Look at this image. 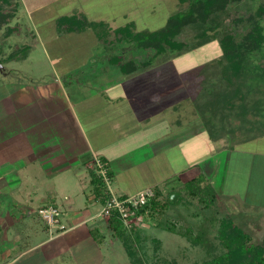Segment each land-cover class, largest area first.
<instances>
[{"label": "rangeland", "instance_id": "rangeland-1", "mask_svg": "<svg viewBox=\"0 0 264 264\" xmlns=\"http://www.w3.org/2000/svg\"><path fill=\"white\" fill-rule=\"evenodd\" d=\"M261 1L264 0H237L230 3L208 25L191 24L177 37L187 42L186 46H198L183 52L167 48L156 55L153 49H142L125 41H116L113 35L101 41L91 30L85 33H59L66 27L58 31L56 21L61 15L78 12L85 14L89 20L106 21L113 29L134 21L139 30H157L164 27L168 18L181 9L178 0H11L9 3L0 0V58L4 55L9 58L16 52L13 60L6 63L0 60V92L10 90L3 85L4 75L9 70L11 73H28L24 77V87L30 89L26 92L28 99L21 103H17V100L14 103L15 96L12 94L8 96V101L0 100V109L4 108L2 115L5 112L7 123V102L14 107L16 104L23 108L21 114L28 115L29 105L36 98V95L32 97L31 89L36 90L33 86L46 85L45 81H49L48 84L56 80L64 83L70 78L66 76L68 71L79 70L85 65L83 62L93 55L98 56L100 69L107 66L113 68L110 69L111 72L115 71L117 63L121 67L122 63L132 59L138 66L136 69L142 70L143 74L131 79V88L134 86L135 89L145 91L146 95L151 92L150 89H155L162 100L172 96L170 101L174 102L173 105H179L178 113L184 119L190 118L192 114L189 112H195L192 118L195 117L197 125L187 127L194 128L193 132L198 127L197 137L194 135L181 140L182 144L175 147V150L172 149L168 157L164 153H157L155 158L135 166L129 173L135 174L132 181L145 182L157 178L156 185L163 190L164 198L170 200L168 210L150 218L148 223L135 218L133 221L139 236L132 237L128 244L117 238L107 224L108 221L100 216L101 222L107 221L100 230L104 235L92 232L94 239L88 238L81 243L80 251H73L63 259L67 264H198L203 259L206 248L215 253L223 251L219 229L224 224L231 225L232 229L234 225H239L251 233L255 242H262L264 226L259 222L261 220H240L237 213L241 211L242 204H247V198L254 197L258 204L263 205L258 213L264 215V81H257L255 91L248 95L244 103L249 110L241 115L238 107L231 110L225 104L222 81L224 76H230V68L234 69L238 65L230 67L219 59L223 52L219 38L228 31L236 35L244 34L248 29V16L255 12ZM211 25L213 29L210 28ZM24 52L30 53L27 59H17ZM113 56H116V62L111 60ZM109 59L111 61L107 63ZM29 82L32 83L31 86ZM101 83L104 85L103 82L99 84ZM80 85L86 84L81 80ZM88 114L93 116V124L86 125L88 128L92 126L88 133L93 145L102 144L101 141L104 142L106 138L110 140L116 134L113 129L110 133L109 129L104 130L103 126L108 125L101 112ZM155 121L157 116L150 123ZM150 123L136 122L134 127L138 131L145 125L151 126ZM207 125L210 129L213 125V128L210 131L206 128L199 129ZM188 128L182 130L186 131ZM154 134H157V130ZM149 140L148 144H144L148 145L149 150L160 148L162 139L153 136ZM172 141L173 138L166 140L168 143ZM232 146L239 151L231 152L228 161V154L222 156L223 161L228 162L225 188L230 187L232 199L214 196L213 200L210 199L211 205L205 206L204 201L190 195L189 188H184L186 182L182 180V173L189 178L191 169H201L200 160L208 154L215 152L218 147L231 150ZM173 157L177 158L170 160ZM177 171L182 172L178 174ZM116 181L120 184L121 181L128 182L127 176H118ZM116 181H113L111 187L119 193ZM209 183L206 181L204 184ZM248 186L253 189L251 195L247 193L246 196L244 191ZM101 207L102 204L99 203L95 211ZM189 233H203L209 240L208 247L191 243L187 238ZM136 235L137 233L134 234ZM58 261L55 260L52 264H60Z\"/></svg>", "mask_w": 264, "mask_h": 264}, {"label": "crops", "instance_id": "crops-1", "mask_svg": "<svg viewBox=\"0 0 264 264\" xmlns=\"http://www.w3.org/2000/svg\"><path fill=\"white\" fill-rule=\"evenodd\" d=\"M89 30L96 37L92 28L61 32L85 33ZM28 52L22 53L24 57L17 59H27L30 54ZM13 54L14 52L11 55ZM13 59H9L7 55L0 58L3 63ZM111 60L116 62V56ZM98 61V56L93 55L83 62L85 65L79 70L68 71L66 76L70 78L64 83L56 80L48 84L49 81H45L46 85L33 86L36 90L31 89L32 97L36 95V98L29 105L28 115L21 114L23 108L16 104L14 107L7 102V123L5 112L2 115L4 108L0 109V264H52L55 260H59L60 264H67L63 259L73 251H80L81 243L88 238L94 239L92 232L104 235L100 233L101 226L107 223L100 220L103 202L91 182V170L96 171V167L92 168L95 157L106 160L112 174L105 167L111 183L118 176H127L128 182L121 181L120 184L116 181L120 192L113 188L115 193L134 194L146 187L154 186L155 189L157 186V178L145 182L132 181L135 174L129 173L135 166L148 162L160 152L168 157L171 150H175L184 139L194 135L197 137L198 127L195 132L194 128L187 127L197 125L195 117L192 118L195 112H189L192 114L190 118L184 119L178 113L179 105H173L174 102L170 101L172 96L163 98V101L155 89H150L151 92L146 95L145 91L129 86L131 79L143 74L142 70L133 66L132 59L122 63L126 64L123 67L117 63L113 72L110 71L113 68L107 66L100 69ZM129 68L132 69L129 71ZM26 75L28 73H11V70L5 73L3 85L10 90L1 91L0 100L8 101L10 94L15 96L14 103L16 100L21 103L28 99L26 92L30 89L24 87ZM82 75L81 80L85 82V86H79ZM97 82H103L104 85ZM168 107L171 110L167 111ZM90 112H101L108 125L103 126L104 130L109 129L110 133L113 129L116 132L110 140L106 138L104 142L101 141L102 144L93 145L88 133L92 126H86L93 124V116L88 114ZM155 116L157 121L150 123ZM136 122L150 123L151 126L145 125L136 131ZM186 128V131L182 130ZM204 128L210 131L213 125L211 129L208 125L199 129ZM155 130L157 134H154ZM153 136L162 139L160 148L155 151L144 145ZM171 138L174 139L172 143L166 142ZM238 144H241L240 141ZM225 147H218L215 152L200 160L201 169H191L189 178L182 173L183 182L197 177L198 173L203 174L218 197L220 195L232 199L230 187L225 188L227 161L231 152H238L239 149L232 146L231 150H226ZM225 155L227 161L222 159ZM177 172L179 174L182 171ZM248 187L244 191L246 196L247 193L251 195L253 189ZM246 200L247 204H242L241 211L237 213L240 220H258L264 216L258 213L263 205L258 204L254 197ZM99 203L102 207L96 212ZM46 204H54L59 208L64 228L50 232L38 214V208ZM78 254L80 255L79 252Z\"/></svg>", "mask_w": 264, "mask_h": 264}, {"label": "trees", "instance_id": "trees-1", "mask_svg": "<svg viewBox=\"0 0 264 264\" xmlns=\"http://www.w3.org/2000/svg\"><path fill=\"white\" fill-rule=\"evenodd\" d=\"M4 1L9 3L11 0ZM236 1L178 0L181 9L168 18L164 27L157 30H139L134 21L113 29L106 21L89 20L85 14L78 12L61 15L56 23L59 31L65 27V30L69 31L92 28L101 41L107 40L109 36L113 35L116 41H125L142 49H153L156 55L163 53L167 48L171 51L183 52V50L190 51L193 47L198 46L197 44L191 45V47L190 45L186 46L187 42L177 38L185 27L196 23L208 25L210 20L213 21L220 12L228 8L230 3ZM247 20L249 22L248 29L244 34L236 35L228 31L221 39L219 38L223 51L219 59L230 67L233 64L238 65L234 69L231 67L228 72L231 73L230 76L226 75L222 80L224 81L225 104L231 110H236L238 107L241 115L249 110L244 103L248 95L255 91L257 81H264V1L258 4L255 12L249 15ZM210 28L213 29V25ZM15 55L14 51L12 58L10 56L9 59H13ZM17 57L23 58L24 54ZM121 65L123 67L126 64ZM133 66L138 67L135 62ZM131 69L129 68V71ZM239 104L240 106H238ZM236 113L238 115L237 111ZM100 160L108 169L106 160L102 157ZM108 173L112 175L109 169ZM91 175V182L104 204L109 196L107 187L97 171L91 170ZM206 181V177L199 174L186 181L184 188L186 190L189 188L192 197L197 196L202 202H205V206H209L212 203L210 199L213 200L217 194L210 184H204ZM154 190V197L137 211V219L140 222L148 223L151 221L150 218L164 214L169 208L170 200L163 197V190L159 187H155ZM125 196L126 194L122 195V197ZM258 220H261L259 222L264 226V216ZM108 225L115 236L124 243L128 244L132 237L138 238L139 236L136 223L132 222L130 226L125 225L116 209L111 211ZM219 231L223 251L215 253L206 248L203 259L198 264H264V233L262 242L258 243L253 240L249 231L239 225H234L232 229L231 225L224 224ZM136 233L137 235L134 236ZM187 238L194 245L203 248L209 245V240L205 235L203 236V233L196 235L189 233Z\"/></svg>", "mask_w": 264, "mask_h": 264}, {"label": "built area", "instance_id": "built-area-1", "mask_svg": "<svg viewBox=\"0 0 264 264\" xmlns=\"http://www.w3.org/2000/svg\"><path fill=\"white\" fill-rule=\"evenodd\" d=\"M92 163V168L96 167L97 173L102 176V179L107 187V193L109 194L106 202L103 204L100 216L104 217L108 221L111 211L116 209L121 215L125 225L130 226L132 221L135 218L137 219V211L139 208L148 203L154 197V188L146 187L132 195H126L125 197H122V195H119L113 191L111 187V177L107 174L106 168L104 167L101 160L98 157H95ZM38 214L46 223L51 233L58 228H64V225H62L60 220L61 212L56 205H43L38 208Z\"/></svg>", "mask_w": 264, "mask_h": 264}]
</instances>
